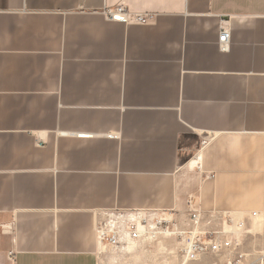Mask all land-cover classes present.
<instances>
[{"label": "crops", "instance_id": "crops-1", "mask_svg": "<svg viewBox=\"0 0 264 264\" xmlns=\"http://www.w3.org/2000/svg\"><path fill=\"white\" fill-rule=\"evenodd\" d=\"M190 196L264 208V0H0V264H100L97 213Z\"/></svg>", "mask_w": 264, "mask_h": 264}, {"label": "built area", "instance_id": "built-area-1", "mask_svg": "<svg viewBox=\"0 0 264 264\" xmlns=\"http://www.w3.org/2000/svg\"><path fill=\"white\" fill-rule=\"evenodd\" d=\"M105 15L110 20L128 24H145L151 18L150 14L131 10L123 3L107 8ZM230 36V30L222 27L219 38L221 49L229 47ZM187 206L186 219L174 209L112 208L100 211L95 216L99 255L107 247L116 250L130 243L146 240L160 243L171 238L177 242L171 253L181 264L196 262L207 256L225 259L215 260L212 264H244L247 257L242 250L245 221L235 220L228 212L203 211L192 196ZM206 213L217 214L208 219ZM251 214L258 218L264 214V208ZM5 227L0 224V229ZM255 264H264V253Z\"/></svg>", "mask_w": 264, "mask_h": 264}, {"label": "rangeland", "instance_id": "rangeland-1", "mask_svg": "<svg viewBox=\"0 0 264 264\" xmlns=\"http://www.w3.org/2000/svg\"><path fill=\"white\" fill-rule=\"evenodd\" d=\"M198 167L199 165H197L195 171L194 168L188 166L180 172L183 188H188V190H190L188 194H193V189L197 186L199 187L204 178L208 176L214 178V172L201 173V171L197 169ZM174 210L178 212L183 219H186L188 214L187 199L185 198L178 209ZM250 211L241 212L242 216L237 217L242 218L246 223V234L242 246V250L247 254L244 264H255L257 259L264 253V214H262L263 216L259 215L257 218L252 216ZM215 214L217 213H206V216L210 219ZM233 214L234 213H230L234 218ZM176 245V240L166 238L160 243L146 240L143 242L131 243L116 250L107 247L104 249V252L100 254V264H181L177 261L174 254L171 253ZM215 260L224 261L225 259L207 256L199 261L183 264H212Z\"/></svg>", "mask_w": 264, "mask_h": 264}, {"label": "bare ground", "instance_id": "bare-ground-1", "mask_svg": "<svg viewBox=\"0 0 264 264\" xmlns=\"http://www.w3.org/2000/svg\"><path fill=\"white\" fill-rule=\"evenodd\" d=\"M233 216H234V219L235 220H243L242 218H237V217H241L242 216V213H234Z\"/></svg>", "mask_w": 264, "mask_h": 264}]
</instances>
